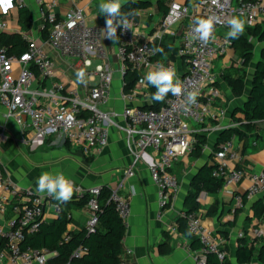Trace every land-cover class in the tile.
I'll return each mask as SVG.
<instances>
[{"label":"built area","instance_id":"obj_1","mask_svg":"<svg viewBox=\"0 0 264 264\" xmlns=\"http://www.w3.org/2000/svg\"><path fill=\"white\" fill-rule=\"evenodd\" d=\"M33 1L43 28L47 30L45 40L38 42L23 33L24 48L19 52H10L7 45L0 42V104L5 108L6 115L30 132L24 140L29 146L41 144L50 135L61 134L72 146L82 148L85 154L102 150L109 141L110 128H117L123 132L133 163L147 160L149 174L158 189L159 206H163L178 189V180L170 169L180 155L191 151L196 142L195 135H206L211 129L221 130L229 126L219 124L225 108L218 103L221 93L213 60L232 46V40L227 36L231 18L244 20V29L264 23V0H195L197 18L191 14L187 4L171 0L162 22L165 27L184 23L176 54L184 59L186 66L183 74L177 75L173 62L157 64L173 67L176 77L183 84L185 95L188 91L198 92L197 102L186 110L184 95L169 93L163 102L155 105H133L131 101L138 93L133 86L120 92L125 101L120 112L106 107L113 69L107 59L105 28L87 23L85 7L74 6L59 12L56 0ZM13 4L19 8L25 6V1L7 0L2 9L6 11ZM208 17L214 18L215 23L212 38L205 43L195 38L193 29L198 19ZM127 19L129 29H117L116 57L120 71L124 72L126 64L137 69L156 66L153 57L157 52L153 54V49L159 46L151 41H139L134 35L131 19ZM5 27L6 22L1 20L0 29ZM219 29L224 32L223 35L218 34ZM44 44L60 57L71 59L70 66L77 67L78 72L83 71L86 77L96 76V82L85 84L82 90L75 86L67 87L57 78L55 62ZM93 59L98 62L90 67ZM143 78L138 76L136 83L142 84ZM4 138V128L0 126V144ZM205 147L206 142L202 149ZM233 147L232 135L222 141L216 150L210 148L214 158L212 175L220 178L223 184L247 178L246 198L263 193L264 168L247 172L230 164L228 160L237 158ZM129 175L131 171L127 170L115 186L109 187L108 196V201L114 205L125 225L130 203L120 190ZM100 189L99 184L86 188L75 185V196H87L84 206L88 210V218L84 227L88 231L93 230L97 223ZM241 198H236L238 204ZM49 199L53 197L47 193H38L36 189L12 181L0 162V264H76L70 259L52 263L56 251L23 242L43 221L44 204ZM54 206L57 211L58 204ZM182 217L187 233L195 237L199 244L195 264H230L225 258L223 235L206 225L199 211L185 210ZM238 235L243 237L242 232ZM63 238L67 239L68 234H64ZM81 251L82 248L78 247L71 255ZM129 253L130 250L125 248L118 264H130L125 256Z\"/></svg>","mask_w":264,"mask_h":264},{"label":"crops","instance_id":"obj_2","mask_svg":"<svg viewBox=\"0 0 264 264\" xmlns=\"http://www.w3.org/2000/svg\"><path fill=\"white\" fill-rule=\"evenodd\" d=\"M28 10L27 18H22L17 6H8L6 11L2 8L7 0H0V21L6 22V27L0 29L1 33L29 34L36 41L42 42L47 34L38 15V8L33 0H24ZM56 10L64 11L74 6L85 7L87 10L86 21L89 25L106 26V17L101 14L99 4L102 0H56ZM127 1L120 0L121 5ZM136 1V0H135ZM171 0H149L143 8L134 10L130 16L133 23V31L141 42L151 41L164 48L168 42L171 48L158 52L153 57V63L173 62L177 75L183 74L184 59L176 54V48L181 39L184 23H173L169 27L163 25L162 10L168 8ZM189 6L191 14L197 18V5L195 0H178ZM219 35L224 32L219 29ZM252 43V60L244 67V90L241 95L235 96L222 73L234 77L243 70L240 57L231 46L223 55H218L213 60V69L218 74L217 85L221 93L218 103L225 108V114L220 118L221 126L235 128L241 136L233 134L234 151L236 159L228 160L230 164L237 165L243 170L258 171L264 168V120H257L253 130H247L242 125L243 114L237 109L244 102L250 80L253 74L255 62L259 58L260 49L264 41H258L253 35L244 29L243 34ZM24 42V41H23ZM107 46V59L113 69L110 85V98L106 107L120 112L125 104L121 98L122 75L119 61L116 57V41L107 38L104 40ZM10 52L20 50L9 49ZM55 62L57 78L61 79L67 87H77L82 90L84 85L93 84L97 77H86L83 81L77 78V67H71V59L60 57L53 49L44 44ZM76 62V61H75ZM98 62L92 60V66ZM78 63V62H76ZM217 65V67H216ZM155 65L138 68L139 76H145ZM80 68V67H79ZM137 82V80H136ZM138 93L132 99L131 104L139 106L155 105L151 99L155 88L136 83ZM0 126H3L5 138L0 144V162L5 167L7 177L17 184L36 189L37 179L44 172L52 174L62 173L71 179L74 185L88 187L99 184L113 187L122 178L127 170L131 175L124 181L121 194L128 198L130 213L125 225V233L121 241L122 252L125 248L130 253L125 255L130 264H195L198 253V241L187 233L182 212L186 210L185 195L190 188L192 177L198 169L204 165L214 163L210 148L215 143L219 130L206 132V146L199 154L190 152L180 155L170 169L178 180V189L174 197L165 202L163 206L158 203V189L154 184L148 170V162L145 159L133 163L131 154L125 144L123 132L115 127L109 130V141L100 151L85 154L82 148L72 146L61 134H53L45 138L41 144L29 146L25 139L29 131L23 130L12 117H8L5 108L0 104ZM247 178L240 182L222 184L215 191L202 190L197 196L199 211L203 222L223 235L225 239L224 250L230 264H241L236 260V248L239 243L240 232L246 243L259 247L264 240V218L257 219L253 216V201L261 196L257 194L252 198L244 197V190L248 185ZM241 196L240 204L237 197ZM55 199H49L44 204L43 220L51 221L56 217ZM72 221L67 224L69 230L84 226L88 218V210L85 206L71 207ZM243 264H264L257 257Z\"/></svg>","mask_w":264,"mask_h":264},{"label":"trees","instance_id":"obj_3","mask_svg":"<svg viewBox=\"0 0 264 264\" xmlns=\"http://www.w3.org/2000/svg\"><path fill=\"white\" fill-rule=\"evenodd\" d=\"M149 0H134L127 1L121 5V12L129 14L138 8H143L148 4ZM22 18H27L28 10L25 6L19 7ZM167 8L163 9L165 13ZM47 34V30L44 29ZM247 32L253 35L258 41H264V23L254 27H248ZM234 52L240 57L243 70L236 76L232 77L229 74L222 73L223 79L229 85L233 95H241L244 90V76L246 67L252 60V43L248 41L244 35H240L238 39H231ZM9 42V49L22 50L24 42L20 40V34H0V42ZM171 43L164 45L163 50H169ZM158 53V52H157ZM186 63L183 62L185 68ZM139 76L138 69L130 64L125 65L122 75V90L128 91L134 85ZM151 106V105H150ZM237 109L243 114L242 125L247 130H253L257 120H264V45L260 49L258 60L255 62L253 74L250 80L246 98L241 106ZM241 136L240 133L233 127H227L219 130L215 143L212 146V151L216 150L218 145L230 138L233 134ZM196 142L190 153L199 154L202 146L206 142L204 133H197ZM214 163L211 165H202L190 182V188L185 195V206L187 211L197 210L199 202L197 196L202 190L210 192L217 191L223 184L220 178L212 175ZM110 188L106 185H101L98 200L100 209L96 211L97 223L93 230L88 231L84 226L69 230L67 224L72 221L70 215L71 207H81L85 205L87 196L77 197L73 194L72 198L66 203H56L59 209L56 211V217L51 221L39 223L38 229L24 239V243L35 247H45L48 250L56 251L52 257V263H59L65 260H71L76 264H118L122 252L121 241L125 233V224L117 214L114 205L108 201ZM257 197L252 204L253 216L257 219L264 218V192ZM68 234V238L64 239V234ZM195 238V237H194ZM196 239V238H195ZM197 240V239H196ZM81 247L80 254L71 255L72 251ZM264 263V240H261L259 247L246 243L244 237L239 238V243L236 248V260L238 263H247L252 257ZM226 258V255H225Z\"/></svg>","mask_w":264,"mask_h":264},{"label":"clouds","instance_id":"obj_4","mask_svg":"<svg viewBox=\"0 0 264 264\" xmlns=\"http://www.w3.org/2000/svg\"><path fill=\"white\" fill-rule=\"evenodd\" d=\"M101 14L106 17L105 37L115 42L117 39V29H129L128 15L121 12L120 0H102L99 4ZM214 18H201L195 22L193 29L195 38L207 43L213 35L214 31ZM244 20L239 17H233L228 21L230 28L227 36L231 39H238L244 32ZM162 49H153L155 52H162ZM84 72L79 71L77 78L83 81ZM145 86H152L155 92L152 94L151 99L155 102H163L166 96L171 93L174 96L184 95L185 108L194 105L197 102L198 92L188 91L185 95V90L182 82L176 77V71L171 66H164L157 64L153 70L146 73L141 81ZM36 191L38 193H47L60 203L68 202L74 193L75 185L71 180L66 178L62 173L52 174L51 172L42 173L37 179Z\"/></svg>","mask_w":264,"mask_h":264},{"label":"rangeland","instance_id":"obj_5","mask_svg":"<svg viewBox=\"0 0 264 264\" xmlns=\"http://www.w3.org/2000/svg\"><path fill=\"white\" fill-rule=\"evenodd\" d=\"M240 65H241V63H240ZM216 67H217V65H216Z\"/></svg>","mask_w":264,"mask_h":264}]
</instances>
